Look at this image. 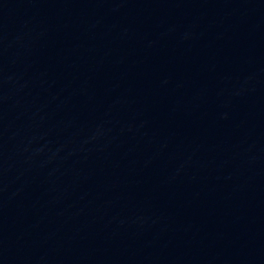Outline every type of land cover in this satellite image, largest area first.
<instances>
[{
	"label": "water",
	"instance_id": "water-1",
	"mask_svg": "<svg viewBox=\"0 0 264 264\" xmlns=\"http://www.w3.org/2000/svg\"><path fill=\"white\" fill-rule=\"evenodd\" d=\"M0 264H264V0H0Z\"/></svg>",
	"mask_w": 264,
	"mask_h": 264
}]
</instances>
